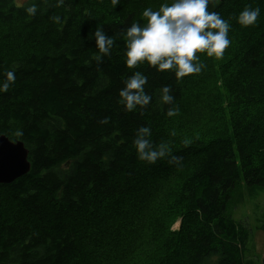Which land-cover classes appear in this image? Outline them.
Segmentation results:
<instances>
[{
    "label": "trees",
    "instance_id": "16d2710c",
    "mask_svg": "<svg viewBox=\"0 0 264 264\" xmlns=\"http://www.w3.org/2000/svg\"><path fill=\"white\" fill-rule=\"evenodd\" d=\"M157 1L120 0L114 8L111 0H64L59 7L50 0L46 12L29 20L12 0H0L4 41L28 46L20 55L0 49V74L14 69L16 75L12 88L0 94V135L22 140L31 162L27 175L0 184V264H69L81 254L80 219L95 198L116 196L120 189L130 196L132 184L149 175L156 179L150 178L155 186L147 214L160 186H178L168 207L181 222L160 242L165 254L170 251L163 264H256L249 257L252 230L231 216L228 205L241 178L252 191L264 188V0H210L207 10L231 24V44L221 59L198 53L204 69L180 82L171 71L124 65V30L142 24V11ZM245 6L260 8L253 26L236 22ZM98 27L115 40L100 61L90 38ZM134 71L148 77L145 91L152 100L126 112L118 93ZM166 85L173 105L159 103ZM203 98V109L218 112L221 122L212 132L189 131L185 115ZM173 106L179 115L168 117ZM140 126H149L153 143H166L179 163H169L170 157L140 161L133 146ZM185 139L191 140L188 147ZM123 194L114 199L122 203ZM7 201L23 218L43 217L44 223L24 227Z\"/></svg>",
    "mask_w": 264,
    "mask_h": 264
},
{
    "label": "clouds",
    "instance_id": "9594fccd",
    "mask_svg": "<svg viewBox=\"0 0 264 264\" xmlns=\"http://www.w3.org/2000/svg\"><path fill=\"white\" fill-rule=\"evenodd\" d=\"M64 0H55L52 7L63 5ZM50 0H41V8L36 0H12L16 8H23L26 19L35 17L38 12L47 11ZM210 0H171L161 3L157 10L145 8L141 13L143 23L133 22L123 32L125 44L123 58L128 69H135L147 64L157 72L171 71L175 80L180 82L184 77L200 74L205 65L200 62L197 53H203L208 58L221 59L231 41L228 33L231 24L221 17L220 13L208 11ZM112 6L120 4V0H111ZM260 16V8L245 6L235 18L241 27L253 26ZM54 23H60L59 16L51 17ZM90 38L95 39L98 55L94 58L100 61L103 56L110 54L115 40L106 35L102 27L96 28ZM16 82L15 70H5L0 74V94L8 92ZM148 77L140 71H134L124 81L119 90L118 103L126 112L144 109L152 100L146 93L145 85ZM171 88L164 86L159 92L161 105H173L174 96ZM168 117L179 115V108L173 106L166 112ZM107 122V121H104ZM170 135L175 136V131ZM152 131L149 126H140L136 130L133 146L137 158L147 164H155L157 160L170 157L169 163H179V158L171 155L166 143L154 144ZM185 147L191 140L183 141Z\"/></svg>",
    "mask_w": 264,
    "mask_h": 264
},
{
    "label": "rangeland",
    "instance_id": "374dc122",
    "mask_svg": "<svg viewBox=\"0 0 264 264\" xmlns=\"http://www.w3.org/2000/svg\"><path fill=\"white\" fill-rule=\"evenodd\" d=\"M164 2L166 0H158L155 5L148 7L157 10ZM4 30L7 31L6 27L0 26V49L9 55H20L25 50L28 51V46L24 49L21 44L14 46L6 43ZM197 55L199 59L202 58L200 54ZM205 103L206 98H203L190 104L185 115V127L189 131L212 132L216 130L217 122H221L218 112L209 107L203 109ZM150 178L153 181L156 179L149 175L145 180L135 181L129 190L130 196L120 189L116 196L104 195L95 198L91 211L80 219L83 221L80 230L81 254L69 264H163L161 258L170 253L169 251L165 254L162 246L166 235L179 229L181 222L168 207L171 201L172 207V203L177 199L178 186L176 183L170 185V182L160 186L157 195L152 197L149 204L153 210L147 214V209H150L147 202L154 192L150 194V191L154 190L155 186ZM123 192L126 197L122 203H118L114 197L121 196ZM11 204L8 201L5 203L7 207L11 206L13 212H17L16 222H22L24 227H29L30 222L35 220H38L36 224L44 223L43 217L25 214L23 218L24 213H21L20 208ZM228 210L235 220L251 228L253 239L249 257L256 264H264V188H255L252 191L241 178L232 191ZM214 259L215 256L210 258Z\"/></svg>",
    "mask_w": 264,
    "mask_h": 264
},
{
    "label": "water",
    "instance_id": "95a60500",
    "mask_svg": "<svg viewBox=\"0 0 264 264\" xmlns=\"http://www.w3.org/2000/svg\"><path fill=\"white\" fill-rule=\"evenodd\" d=\"M31 170L29 149L22 140L0 135V184H11Z\"/></svg>",
    "mask_w": 264,
    "mask_h": 264
},
{
    "label": "bare ground",
    "instance_id": "6f19581e",
    "mask_svg": "<svg viewBox=\"0 0 264 264\" xmlns=\"http://www.w3.org/2000/svg\"><path fill=\"white\" fill-rule=\"evenodd\" d=\"M233 22H234V20H233Z\"/></svg>",
    "mask_w": 264,
    "mask_h": 264
}]
</instances>
